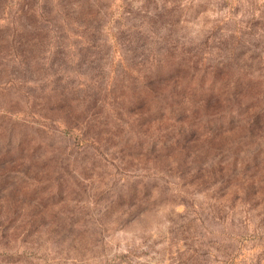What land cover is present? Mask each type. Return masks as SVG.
Returning a JSON list of instances; mask_svg holds the SVG:
<instances>
[{
	"label": "rangeland",
	"instance_id": "rangeland-1",
	"mask_svg": "<svg viewBox=\"0 0 264 264\" xmlns=\"http://www.w3.org/2000/svg\"><path fill=\"white\" fill-rule=\"evenodd\" d=\"M157 60L189 98L142 103ZM243 89L264 97V0H0V264H264Z\"/></svg>",
	"mask_w": 264,
	"mask_h": 264
},
{
	"label": "trees",
	"instance_id": "trees-1",
	"mask_svg": "<svg viewBox=\"0 0 264 264\" xmlns=\"http://www.w3.org/2000/svg\"><path fill=\"white\" fill-rule=\"evenodd\" d=\"M86 15H87V17L90 16L89 13H86ZM160 60L155 61V63H150V65L145 68V72H144L145 73V77H144V80H143L144 89L143 90L141 89V91L139 92L140 95L143 94L142 103H144L145 99H147L149 96L151 98H153L154 96L157 95L156 93H155V95H152V93H151V92H153L152 90L154 89L155 85H157L159 83H162L164 81L167 82V81L173 80L175 78H177V79L180 78L181 79L180 80L181 82L178 83V85L181 86L182 89H181V92L178 93V94L180 96L184 97V98L186 96H187V98H189V96H191L192 93H193V89H191V85L189 84V81L191 80V83L193 82L194 74L188 72L187 65H185L184 63H181V62H179L176 66L171 65L168 68L163 69V65H161V64H163L164 62H162ZM218 74L223 76V75H227L228 73H227V70H225V67H224V68H221V70L218 71ZM216 75H217V73H216ZM157 77H158V79L154 80ZM184 80H187V84L186 85L184 83ZM144 84L146 86H144ZM185 86H186V88L184 89ZM245 86L247 87L248 85H245ZM147 90H149V92ZM245 90L246 89H243L240 92L237 91L235 94H233L232 92L231 93L228 92L226 94V97H225V102H229V100H230V104H232V106L236 107L235 109L233 108L234 111L238 109L237 108L238 107L237 103L240 104V105H245L246 107L248 106L247 108H252V107L257 108L258 112H260L259 117L261 118L263 116V118H264V97H262L261 100L256 102V103H251L250 105H246V102L251 99V98L249 99L250 95H243L241 97H238ZM64 97L65 96L62 95V96H60V99L54 101V104H56V103H60L61 104V105H58V108H61V107L63 108V107H67V106H71L72 105L71 102H67L66 103L65 102L66 100L64 99ZM223 98L224 97H221L220 100H223ZM142 105L143 104H141V106ZM163 105H164V109H167V107H165V106H167V103L165 102V103H163ZM160 111H162V110H160ZM181 111L183 112L181 117L185 118V116H186L185 113H186L187 109L182 108ZM226 111H227V109H226ZM195 119H196V117H195Z\"/></svg>",
	"mask_w": 264,
	"mask_h": 264
}]
</instances>
